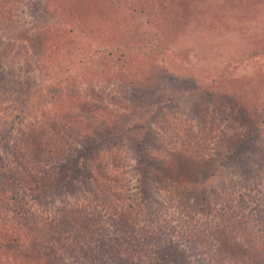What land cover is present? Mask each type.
Listing matches in <instances>:
<instances>
[{
    "label": "rangeland",
    "instance_id": "rangeland-1",
    "mask_svg": "<svg viewBox=\"0 0 264 264\" xmlns=\"http://www.w3.org/2000/svg\"><path fill=\"white\" fill-rule=\"evenodd\" d=\"M107 1L115 5L113 25H119L116 31L120 30L121 34L131 31L127 37L125 35V45L126 39L138 40L133 36L144 33L152 38L149 45L152 51L156 47L164 48L171 38L173 42L176 37L183 40L174 55L155 54L158 57L152 61L154 69L148 66L151 60H145L148 53L144 50V60L133 57L126 68H122L117 58L110 60L100 52L101 63L96 59V67L80 70L86 76L93 74L94 83L84 85L90 86L98 96L112 94L113 89L117 93L123 108L119 111L121 122L118 120L120 124L115 126L121 129L132 125L127 122H131V118H124L126 111L133 121L140 122L148 114L140 108L151 105L158 110V102L163 106L155 125L159 141L149 144L144 152L149 155L153 174L162 171L177 179L172 177V181L161 187L157 182L151 185L148 181L147 189L137 195L135 185L139 184L141 175L135 168L141 152L127 137L116 146L110 143L93 149L86 161L88 171L80 170L81 160L76 159L80 147L63 154L60 161L40 160L39 167L48 171L43 174L49 180L44 188L46 195H29V189L23 190L24 186L19 183L15 189L8 183L6 177L13 173L25 185L42 183V175L20 164L21 154H11L8 150L16 140L29 135L35 122L50 124L57 116L62 119L64 114H71V121L84 120L89 113L83 112L86 109L83 104L94 100L91 95L94 92L84 96L63 95L62 101L52 99L47 93L43 96L29 94L45 86V73L52 74L56 64L55 57L50 56L51 50L40 56L33 47L41 43L48 44L47 47L60 41L61 26L54 17L61 14L65 17L66 14L60 12L67 10L65 6L71 5L72 0H0V264H11L14 258H19L23 264H264V196L260 193L264 191V168L253 161L249 152L252 147H246V152L240 154V159H245V168L250 166L251 170L246 179L237 165L238 159L224 164L221 153L219 156L214 151L197 158L202 140L212 148L218 142L245 136L252 131L251 127L255 129L259 124L264 98L261 106L257 89L264 88V56L242 62L238 58L247 48L264 47V0H86V6L94 11L96 18V14L100 17L99 11ZM58 2L62 4L59 11L56 10ZM81 2L70 8H81ZM98 23L103 25V22ZM164 34L167 35L158 40ZM110 42L108 46L114 47ZM21 45L25 54L20 59L17 52ZM80 59L84 62L86 56L74 47L67 63L73 65ZM143 61L147 63L146 69ZM182 66L204 78L218 76L226 70L234 84L241 85V79H249L243 80L246 96L235 107L237 113H232L228 119L227 116L215 119L216 112L212 108L208 111L199 106L204 102L201 94L185 96L178 102L169 101V105L161 102L165 82H177V75L184 73L180 70ZM97 67H101L100 73ZM105 74L115 76L110 78L112 83L103 84L96 77L103 75L100 77L104 79ZM250 75L253 77L247 78ZM132 81L138 85L134 86ZM214 97L221 102L220 108L228 107L229 101L236 98L228 99V94L222 92L214 93ZM201 120L206 127L203 128ZM152 123L154 125L155 121ZM258 134L261 132H254L252 140L262 147L264 135L257 137ZM159 159L162 164L156 168ZM249 159L251 165L247 164ZM216 161H221L219 169L226 178L213 177V184H207L218 190L208 197L213 204L211 210H201V205L194 210L188 207L194 202L181 204L178 190L182 191L187 185L198 189L202 182L199 174L217 167ZM164 166L169 168L167 172H163L167 169ZM222 183L226 186L222 187ZM100 184L115 189L112 192L115 202H105L99 197L104 190ZM235 191L243 199L238 204H232L230 199L236 195ZM220 196L228 200L225 205L230 209H226L223 202L216 203ZM194 198H199L197 204H200L201 195ZM125 208H130V214L121 213ZM57 222L65 226L55 227ZM12 225L21 229V236L13 233L8 237L2 232ZM15 236L21 237L19 242L14 241Z\"/></svg>",
    "mask_w": 264,
    "mask_h": 264
},
{
    "label": "trees",
    "instance_id": "trees-1",
    "mask_svg": "<svg viewBox=\"0 0 264 264\" xmlns=\"http://www.w3.org/2000/svg\"><path fill=\"white\" fill-rule=\"evenodd\" d=\"M78 1L81 2V8H70L71 5L76 4ZM245 1V0H244ZM243 1V3H244ZM60 2L57 3L56 10L59 11ZM65 6L67 7L65 10L63 9L60 13H65L66 16L64 17L63 14L60 16L58 13L57 17H54V19L57 21L58 25L61 26L58 31L59 34H61L60 41L56 42V45L51 46H45L48 44L41 43L39 47L34 46V52L39 54L40 56L46 55L51 50V57H55V65L53 66L54 72L52 74L45 73L44 79L46 78V84L45 86L40 89L37 93L31 92L29 94L33 96H43L44 94H49L52 96V99L61 98V101L63 100V95H82L84 94L88 95L89 92L93 91L90 86L84 85L86 83H94V76L87 75L86 73H81L80 70L89 66V67H96L94 66V61L99 60L101 63V55L100 52H104V56L111 59H116L117 61H121L123 66L122 68L128 67L127 62L131 60L133 57H138L141 60H144L145 51L148 53V58L150 64L148 66L152 65V61L156 60L158 57L155 54L161 55L162 57L172 56L175 53H177L179 47L181 46L183 40H179V38L176 37L175 42L172 41V38L169 40V43L164 45V48L156 47L155 50L149 49V45L152 44V38L148 37L145 33L144 34H136L133 37H138V40H130V42L126 39V45L123 43L128 34H131L130 30L126 31L125 33H120L119 31H116L119 28V25H113V17L115 18V12L112 8L115 7L114 3L112 1H107L106 5L102 6L101 8H104L100 12V17L96 14V18L94 16V11H90L91 9L86 6V0H72ZM241 4V1H240ZM237 4V5H240ZM243 7V4L241 5ZM110 9V13L108 10ZM90 11V12H89ZM125 13V12H124ZM123 13V14H124ZM100 18V20H99ZM123 19H126V16L123 15ZM99 22H103V25H100ZM172 30V29H171ZM171 30L169 32H171ZM135 33V32H134ZM132 33V34H134ZM154 34H159V32H153ZM13 36H18L16 34H12ZM167 34H164L159 38L158 40H162L163 37H165ZM169 35H171L169 33ZM23 37V35H20ZM39 39V37H36ZM109 40L114 45V47H110ZM173 42V47L170 45ZM158 44V43H157ZM154 45V43H153ZM145 46V47H144ZM70 49H66L69 48ZM78 47V49L82 50V54L86 56V60L83 62V60H79L76 64L70 65L67 63L68 54H72L73 48ZM153 49V46H151ZM155 47V46H154ZM143 48V49H142ZM239 48V47H238ZM234 49H237L234 47ZM145 50V51H144ZM17 58H22L24 56V48L21 45L19 48V51L17 52ZM108 53V54H107ZM119 55V56H118ZM264 56V47L259 46L254 48H247L246 51L242 54L241 58H238L239 62H242L245 59H255L256 57ZM120 57V60H119ZM13 64V63H12ZM228 64V63H227ZM226 64V66H227ZM147 63L143 61V67L146 69ZM153 69L156 68L155 65H152ZM185 67V68H184ZM161 68V67H160ZM98 72L100 73L101 67L96 68ZM143 70V68H141ZM184 73L177 75V82L175 81L173 84L176 83V85L169 84L167 81L164 84V87L161 92L160 100L163 103H166V105L169 103V101H179L182 99H185V96H194V95H203L204 96V102L199 103V106L204 108L205 110H210L211 108L216 112L215 113V119H219L220 116H227L226 119L231 116L232 113L236 114L237 109L235 107L237 106L240 99L244 96H246L245 91V85L243 80H249V79H241V85L240 84H234L233 81H231L233 78L230 73H228L226 70H223L221 73H219L218 76L212 77V78H204L199 76L198 74L194 73L191 68H186V66H182L180 68ZM165 71V70H164ZM132 72V70L130 71ZM108 74V73H107ZM102 79L100 76L103 75H97V79L101 81L103 84H110L112 83L110 78H114V75H107ZM132 75V74H131ZM155 77V76H154ZM253 75L248 76L247 78H252ZM125 76L122 75V81H124ZM147 81L149 77L145 78ZM134 86H137L138 84L134 81H132ZM28 86H30V82L27 83ZM65 85V87H62ZM128 85V82H127ZM32 86V85H31ZM94 88V87H93ZM258 99L259 102L262 103V100L264 98V88L259 87L257 89ZM216 92H222L224 94H228V99H231L233 96L236 97L234 100L229 101L228 107L220 108L219 105L221 102L217 100L216 97H214V93ZM1 95V93H0ZM93 98L94 100H89L88 102H85L83 105L86 107V109L83 110V112L87 111L89 115L85 116L84 120H80L78 118L75 121L69 120L71 117V114H64L63 118L60 119L59 116L54 118L50 124H48L46 121H41L39 123H33L31 130L29 131L28 136H23L20 138V140H16L12 147L8 150L11 154L19 153L22 155L20 164L23 166H28L31 170H35L36 175H42L40 180L41 184L37 185H31L29 183L23 182L16 174H12L10 171H6L9 175H11L9 178L6 177L8 183L12 185V187L15 189V186L19 183L20 186H24L23 190L29 189V195L34 194H40V195H46L47 192L45 191V187L49 183V180L43 176V174L48 173V171H45L43 168L39 167L41 165L38 164L40 160L45 161L46 159H56L57 161L62 158L61 156L71 149L80 147L78 149V153L76 156L77 160H81L80 162V170L88 171L89 169L86 168V161L88 158H90V155L92 153V150H98L104 147L107 144L112 143V145L116 146L120 143H124V140L127 137H130L132 141L135 142L136 146L138 147V151L140 153V159L138 162V166H136V171L141 175V179L139 181V184L135 185L137 195H142V189H147L145 184L149 181L150 184L157 182L158 187H161L162 184H167L168 182L172 181V177H168L165 174L160 171V173H154L152 167L149 166V155H147L144 152V149H148V145L151 143L157 144L159 140H157V137L160 135L157 131L158 124V115H162V112H160V109L163 107L160 105V103H156L157 106H159L158 110H154V108L149 105L146 108H140L143 111H147V116L143 117V119L139 122L137 120L133 121V117L126 111V115L124 118L129 117L131 118V126H128L127 128L121 129L119 125L121 122V119L119 117V111L121 110L122 104L118 100L117 93L114 92V89L112 91V94H108L105 96H98L99 94H96L94 92ZM7 96V94H6ZM1 100V98H0ZM4 100H2L3 102ZM62 103V102H60ZM264 103V102H263ZM263 103L261 106H263ZM169 105V104H168ZM5 107V105H4ZM120 107V109H118ZM137 109V108H136ZM258 118V126L251 127V130L249 133H247L245 136L240 137L239 135L237 137H233L234 139H230L231 141L227 142H218L215 147H208L206 145V141L202 140V144L198 145V156L197 158H203L204 154L207 153H221V161L225 164L227 162L232 161L233 159H238L237 165L239 168L242 169V175L243 177H248L249 173H251L250 166L249 168H245L243 161L245 160L243 157L240 159V154H244L246 152L244 149L246 147H252L250 149V154L253 155V161L256 162L259 166H262L264 168V139L262 143V147H259L255 141L252 140V135L254 132L258 133L259 131L261 134H258L257 137H260L264 130V109L263 113H261ZM149 111L151 114H149ZM229 114V115H228ZM241 117V116H240ZM190 118V117H188ZM20 119V117L18 118ZM16 119L15 121H18ZM240 119V118H239ZM120 122H119V121ZM128 120V119H127ZM155 121V124L152 125ZM73 123V124H71ZM157 123V124H156ZM75 124V125H74ZM202 126L205 124L204 120H201ZM206 126H203V128ZM211 136V133L209 134ZM203 138L207 139V134L203 136ZM211 139V138H210ZM122 145V144H121ZM155 146V145H154ZM158 148V147H157ZM220 156V155H219ZM117 159V158H115ZM195 160V159H193ZM211 160V159H210ZM214 161V160H212ZM221 161H216V165L212 168L211 171H206L199 174L200 180L202 182L198 185V189H193L189 185L186 187L184 186L183 190L181 191V188L178 190L180 191L178 195H181V204H190L191 202H194V205L188 206L194 208L196 207L201 210H211V206L213 204L209 200L208 197H211L214 193V191H218L217 189L208 187L207 184H213L211 181L213 177H217L222 175L223 180L226 178L225 174L223 173L222 169L220 170ZM152 162H154V159H152ZM196 162V161H195ZM199 163V161H197ZM252 163L251 159L247 162V164ZM161 161L156 160L155 166L158 168L161 165ZM246 164V166H247ZM154 166V165H153ZM6 165L4 164V170ZM166 167V166H164ZM163 170V172H167L169 169ZM200 168V165L196 167V171L198 172V169ZM159 172V171H158ZM254 172V170H253ZM70 173V171H69ZM69 173L67 175H69ZM4 174L1 175L3 179ZM66 180L69 182L68 176L65 177ZM171 179V180H170ZM173 179H177L176 176L173 177ZM162 180V181H158ZM70 183V182H69ZM105 184V183H104ZM206 185V186H205ZM100 186L104 189L103 193L99 195V197H102L105 202H115L116 198L112 194V192L115 190L113 188L109 189L105 187L103 184H100ZM226 186L222 183V187ZM234 186V185H233ZM235 190H238L234 186ZM221 189V188H220ZM219 189V190H220ZM22 190V191H23ZM234 190V189H233ZM239 191V190H238ZM236 195L231 197L232 204L233 203H240L243 199H241L238 192H236ZM260 193L262 196H264V191L260 190ZM194 195H201V202L198 205L197 201L198 199L194 198ZM220 198V199H219ZM216 200L217 204H223L226 209H230L225 204L228 200H222L221 196ZM33 199V198H31ZM223 202V203H221ZM222 209L223 206H221ZM122 214H130V208H125L124 212H121ZM220 213V212H219ZM221 214V213H220ZM55 227L58 228L64 227L65 224L62 222H57ZM8 227V226H7ZM9 230L3 228L2 232H5L8 237H10L13 233L18 234L21 236V229L16 228L14 225L9 226ZM201 228V227H197ZM224 234V233H222ZM228 234V232H227ZM16 238L14 241L20 240L21 237L15 236ZM228 238H231L228 234ZM233 241V240H232ZM11 264H23L19 258H14L11 260Z\"/></svg>",
    "mask_w": 264,
    "mask_h": 264
}]
</instances>
